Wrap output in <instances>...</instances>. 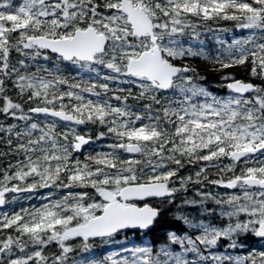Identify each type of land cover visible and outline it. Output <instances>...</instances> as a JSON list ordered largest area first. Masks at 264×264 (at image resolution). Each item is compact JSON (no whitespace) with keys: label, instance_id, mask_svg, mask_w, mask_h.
Instances as JSON below:
<instances>
[{"label":"snow or ice","instance_id":"1","mask_svg":"<svg viewBox=\"0 0 264 264\" xmlns=\"http://www.w3.org/2000/svg\"><path fill=\"white\" fill-rule=\"evenodd\" d=\"M0 264H264V0H0Z\"/></svg>","mask_w":264,"mask_h":264}]
</instances>
